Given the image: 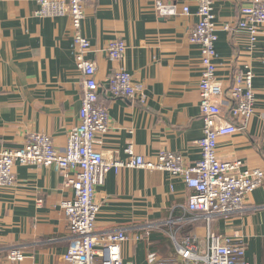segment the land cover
<instances>
[{
    "label": "crops",
    "instance_id": "0c3cea01",
    "mask_svg": "<svg viewBox=\"0 0 264 264\" xmlns=\"http://www.w3.org/2000/svg\"><path fill=\"white\" fill-rule=\"evenodd\" d=\"M38 1L0 0V153L23 147L35 133L52 137L63 150L79 124L86 77L75 62L76 31L68 17L36 16ZM156 1L92 0L86 6L81 32L91 44L87 58L96 65L99 102L110 121L101 137L102 151L109 161H127L130 146L152 162L162 151H171L194 164L201 158L198 142L204 132L201 49L189 42L199 20L198 0H159L177 5L179 14L173 17H160ZM253 1L214 3L216 81L228 90L238 71L251 69L256 95L247 129L221 137L218 156L264 171V25L255 45L237 29L242 7ZM185 6L190 14H183ZM116 39L127 50L123 59L112 61L108 48ZM120 69L143 84V104L109 94V80ZM224 119L231 120L227 109ZM14 174V187L0 189V264H66L72 236L61 205L73 198L72 189L53 168L16 164ZM191 194L182 179L168 172L112 170L96 188L100 213L95 234L125 232L124 264H149L150 253L158 263L181 262L171 233L179 240L197 236L205 249L210 231L243 241L247 262L264 264V185L248 196L242 212L201 221L190 234L178 233ZM158 223L164 227L151 228ZM14 249L22 251V262L8 260Z\"/></svg>",
    "mask_w": 264,
    "mask_h": 264
},
{
    "label": "built area",
    "instance_id": "2783aa9c",
    "mask_svg": "<svg viewBox=\"0 0 264 264\" xmlns=\"http://www.w3.org/2000/svg\"><path fill=\"white\" fill-rule=\"evenodd\" d=\"M92 0H39L36 16L41 18L68 17L76 31L72 47L76 66L86 79L82 96L79 124L69 133L65 149H57L52 137L32 134L23 147L0 153V189L14 187V167L23 166L53 168L62 174L64 184L73 191V198L62 203L68 222L72 243L64 261L66 264H124L122 247L129 240L123 231L95 234L100 205L96 202V188L102 185L106 175L124 168L164 171L173 178L184 181L192 190L184 209V218L178 233L188 232L201 221L211 222L216 217L242 212L248 196L264 185V171L244 169L240 160L224 161L218 156L221 137L230 136L247 129L254 115L256 95L253 87L254 73L251 69L240 70L233 77L232 86L226 90L216 81L215 0H198L196 15L199 20L189 35V42L201 49L200 110L204 122L202 139L198 142L201 158L187 164L179 153L162 151L156 162L137 155L133 147L125 152L127 161H109L102 151L101 137L109 131L107 107L99 102L100 87L96 81V65L87 58L90 41L81 29L87 19L86 6ZM155 10L160 17L179 14L177 5L156 1ZM183 14H190L185 6ZM264 25V0H256L241 9L237 29L244 31L255 45L259 28ZM229 31V27L226 28ZM127 45L122 39L112 41L108 48L110 60L124 58ZM108 92L113 98H125L145 102L144 86L134 81L125 69L116 71L109 80ZM231 120L224 119V110ZM164 227L163 223L152 229ZM180 261L158 263L154 253L148 256L149 264H249L246 260L247 245L215 232H208L207 245L203 249L200 239L188 235L179 240L171 233ZM8 260L13 263L24 260L22 251L12 250Z\"/></svg>",
    "mask_w": 264,
    "mask_h": 264
}]
</instances>
